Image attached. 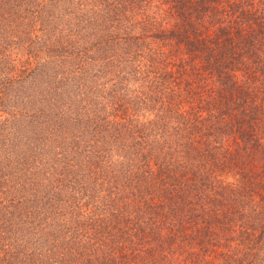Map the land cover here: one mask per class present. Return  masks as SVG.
I'll return each mask as SVG.
<instances>
[{
	"label": "trees",
	"instance_id": "obj_1",
	"mask_svg": "<svg viewBox=\"0 0 264 264\" xmlns=\"http://www.w3.org/2000/svg\"><path fill=\"white\" fill-rule=\"evenodd\" d=\"M0 264H264V0H0Z\"/></svg>",
	"mask_w": 264,
	"mask_h": 264
}]
</instances>
